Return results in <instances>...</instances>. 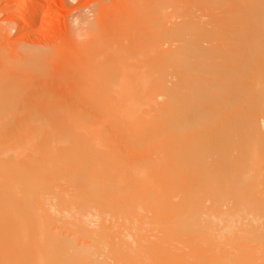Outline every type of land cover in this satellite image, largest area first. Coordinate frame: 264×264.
Listing matches in <instances>:
<instances>
[{"label":"bare ground","instance_id":"6f19581e","mask_svg":"<svg viewBox=\"0 0 264 264\" xmlns=\"http://www.w3.org/2000/svg\"><path fill=\"white\" fill-rule=\"evenodd\" d=\"M161 1L0 51V264H264V0Z\"/></svg>","mask_w":264,"mask_h":264},{"label":"rangeland","instance_id":"374dc122","mask_svg":"<svg viewBox=\"0 0 264 264\" xmlns=\"http://www.w3.org/2000/svg\"><path fill=\"white\" fill-rule=\"evenodd\" d=\"M125 1L124 0H0V49H1L0 51L2 50L7 51L9 49L13 50L12 48L15 49L16 47L21 50L23 49L25 51L30 50L31 48V51L39 50L42 51V53L44 54L52 53L57 55L59 54L63 55L65 54L66 47H68L69 42H71V40L69 39L70 37L69 33H71L73 30H78L77 28L79 29L85 27L87 28V24L84 21L85 18L92 20L95 10H97L98 7L100 6L101 7L104 6L106 8V11L108 10L109 12H111V10L113 12L114 10L116 13H118L120 12L119 11L120 8L121 11H123L122 7ZM21 2H24L23 10L19 8ZM161 3L162 6H164V9H162V12L161 11L159 12H161L164 15V18L166 20L164 27L168 28V26H173L176 22L180 20V17L178 15L179 14L178 11L180 9L179 10L175 9V7L173 6L170 7L169 6L170 3L174 5V2H170L168 0H162L160 4ZM203 10H204L203 12L202 11L197 12L198 16L195 17V19L200 18L204 23H206L207 19L210 16L220 13V11L217 10L212 11V10H208L207 8H204ZM225 16L231 18L232 15L222 10L220 15L219 26L226 25V23L222 22V19ZM21 22H26V23L29 22V23H27L28 25L26 24L27 26H25V28H23L21 31H17L16 26ZM76 39H81V38L76 37ZM63 57L65 58L64 55ZM60 90L61 89H59V91ZM19 97L20 96L18 95L11 94L9 95L8 98H5V102H3L4 107L6 109L8 108L7 109L8 111L12 113L15 110L12 113L13 117L19 114L15 118L12 117L13 119H16L21 114L22 116H25L28 114V112L31 111L35 112L37 110V109L34 110V108L37 107V104H35L34 102L32 103L30 100L34 101V99L30 97H28L30 98L28 102H27L28 98L26 100L24 99V101L27 102L28 104L29 103L35 104L36 105V106L34 105L35 107L31 104L33 108L24 101H22L23 98L21 97L20 100H18L19 101L18 104L15 103L17 99H19ZM43 97L44 99H46V96ZM48 100H43L44 101L43 103H45ZM26 105H28L27 106L28 108L25 107ZM45 106L47 107V104ZM10 107L14 109L10 110L11 109ZM22 109L23 112H21ZM26 110H28V112ZM22 121L23 120L21 119L20 122ZM7 122H9V120ZM10 122L13 121L11 120ZM15 122H18V120H16Z\"/></svg>","mask_w":264,"mask_h":264}]
</instances>
